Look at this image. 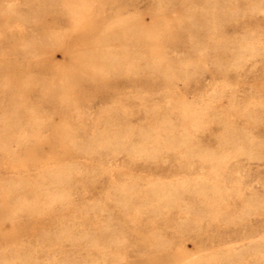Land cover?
Returning a JSON list of instances; mask_svg holds the SVG:
<instances>
[{
    "label": "rangeland",
    "instance_id": "374dc122",
    "mask_svg": "<svg viewBox=\"0 0 264 264\" xmlns=\"http://www.w3.org/2000/svg\"><path fill=\"white\" fill-rule=\"evenodd\" d=\"M0 264H264V0H0Z\"/></svg>",
    "mask_w": 264,
    "mask_h": 264
},
{
    "label": "bare ground",
    "instance_id": "6f19581e",
    "mask_svg": "<svg viewBox=\"0 0 264 264\" xmlns=\"http://www.w3.org/2000/svg\"><path fill=\"white\" fill-rule=\"evenodd\" d=\"M214 5V4H213ZM190 32V31H189ZM30 37V36H29ZM30 39V38H29ZM28 39V40H29ZM38 37L36 36V35H33L32 37H31V39L27 42V43H29V44H35V43H37L38 42ZM173 55V54H172ZM7 129V128H6ZM9 134V133H8ZM25 146V145H24ZM57 189V188H56ZM54 191V190H53ZM55 192V191H54ZM74 203V202H73Z\"/></svg>",
    "mask_w": 264,
    "mask_h": 264
}]
</instances>
